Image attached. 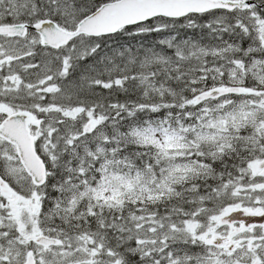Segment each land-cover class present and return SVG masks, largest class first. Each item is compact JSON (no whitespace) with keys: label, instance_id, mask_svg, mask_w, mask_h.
Here are the masks:
<instances>
[{"label":"snow or ice","instance_id":"snow-or-ice-1","mask_svg":"<svg viewBox=\"0 0 264 264\" xmlns=\"http://www.w3.org/2000/svg\"><path fill=\"white\" fill-rule=\"evenodd\" d=\"M0 264H264V0H0Z\"/></svg>","mask_w":264,"mask_h":264},{"label":"rangeland","instance_id":"rangeland-1","mask_svg":"<svg viewBox=\"0 0 264 264\" xmlns=\"http://www.w3.org/2000/svg\"><path fill=\"white\" fill-rule=\"evenodd\" d=\"M254 220H257V221H259L260 220V218H253Z\"/></svg>","mask_w":264,"mask_h":264}]
</instances>
